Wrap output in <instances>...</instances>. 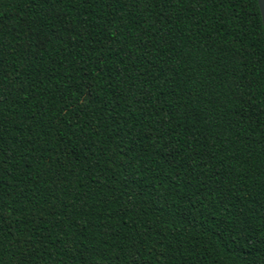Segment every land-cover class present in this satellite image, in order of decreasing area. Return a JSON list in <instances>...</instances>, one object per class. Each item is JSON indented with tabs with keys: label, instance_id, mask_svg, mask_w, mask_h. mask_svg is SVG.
<instances>
[{
	"label": "trees",
	"instance_id": "1",
	"mask_svg": "<svg viewBox=\"0 0 264 264\" xmlns=\"http://www.w3.org/2000/svg\"><path fill=\"white\" fill-rule=\"evenodd\" d=\"M0 264H264L258 0H0Z\"/></svg>",
	"mask_w": 264,
	"mask_h": 264
},
{
	"label": "water",
	"instance_id": "2",
	"mask_svg": "<svg viewBox=\"0 0 264 264\" xmlns=\"http://www.w3.org/2000/svg\"><path fill=\"white\" fill-rule=\"evenodd\" d=\"M260 12H261V18L264 26V0H258Z\"/></svg>",
	"mask_w": 264,
	"mask_h": 264
}]
</instances>
